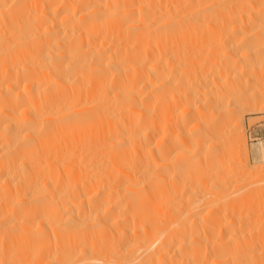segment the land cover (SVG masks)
Wrapping results in <instances>:
<instances>
[{"label": "bare ground", "instance_id": "6f19581e", "mask_svg": "<svg viewBox=\"0 0 264 264\" xmlns=\"http://www.w3.org/2000/svg\"><path fill=\"white\" fill-rule=\"evenodd\" d=\"M262 75L264 0H0V238L30 264L232 263L216 162Z\"/></svg>", "mask_w": 264, "mask_h": 264}, {"label": "rangeland", "instance_id": "374dc122", "mask_svg": "<svg viewBox=\"0 0 264 264\" xmlns=\"http://www.w3.org/2000/svg\"><path fill=\"white\" fill-rule=\"evenodd\" d=\"M237 36V33L233 35L229 46V50L233 49L230 50V55L233 54L232 57L238 54L240 51L239 49H241V47L236 46L235 41L236 38H238ZM231 44L233 48H230L232 47ZM234 45L236 46V50ZM200 52L204 51L201 49ZM263 76L264 75L261 76L259 85H257L262 91L264 90ZM257 87L253 86L247 90L243 89V93L245 92L244 95H250L253 91L257 90ZM261 99L264 102V95ZM241 117L245 143L239 151L225 154L222 160L216 162L215 173L217 175H215V177L219 178L223 183L224 188L222 187V191L226 196L225 203L227 202L225 206H227V210L229 209L225 215L227 217L223 216L222 221H225V223L227 222L225 233L226 237L231 242H229L230 259L232 257V263L230 264H264V190H261L264 184L259 183L262 178L249 173V171L251 172L252 169L264 163L261 155L262 147L264 146V110L252 112L243 111ZM262 173L264 174V172ZM188 195L189 192L186 191L183 194L182 200L179 198L176 204H185ZM236 199L237 202L239 201L238 203ZM232 201H235L236 204L232 203ZM171 205H174V203ZM166 214V224H174L171 229H175L174 227H176V225L178 228V224L176 223L177 217H171V215H173L172 211L168 210ZM13 230L15 235L11 238L12 240L8 239L4 241L0 238V264H7L6 259L11 260L12 264H30L31 251H29V248H31V246H29L28 243V245L26 244V235L23 237L22 233L18 234L17 231H19V226ZM247 243L248 245L246 246L245 244ZM27 246H29L28 249ZM3 247L5 248L4 251Z\"/></svg>", "mask_w": 264, "mask_h": 264}]
</instances>
